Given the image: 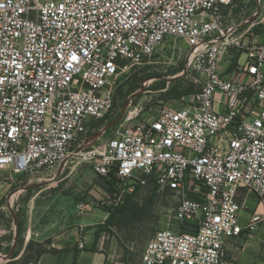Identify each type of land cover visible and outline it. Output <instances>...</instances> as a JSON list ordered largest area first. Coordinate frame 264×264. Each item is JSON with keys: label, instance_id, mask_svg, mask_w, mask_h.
I'll use <instances>...</instances> for the list:
<instances>
[{"label": "built area", "instance_id": "2783aa9c", "mask_svg": "<svg viewBox=\"0 0 264 264\" xmlns=\"http://www.w3.org/2000/svg\"><path fill=\"white\" fill-rule=\"evenodd\" d=\"M236 2L0 0V190L5 171L37 176L77 155L91 123L114 110L118 76L183 42L200 89L187 106L135 113L93 153L95 172L118 180L100 206L152 182L179 199L175 220L196 228L157 232L143 264H225L227 241L258 221L241 224L238 191L264 199V42L243 44L226 25ZM232 48L245 49L244 62L229 71ZM14 226L0 219V237Z\"/></svg>", "mask_w": 264, "mask_h": 264}, {"label": "rangeland", "instance_id": "374dc122", "mask_svg": "<svg viewBox=\"0 0 264 264\" xmlns=\"http://www.w3.org/2000/svg\"><path fill=\"white\" fill-rule=\"evenodd\" d=\"M223 16L229 29L238 30L236 35L242 37L239 40L243 44L264 42V0H237L234 8L225 10ZM244 51L245 49H231L227 64H233V68L230 67L229 71L236 68L240 60L244 62ZM189 54L190 48L186 44L171 41L162 46L150 62L134 66L130 72L121 73L112 86L115 108L110 113V119L98 127H94L95 121L91 123L89 140L80 146L77 144V155L69 161L47 170L42 177L4 172L7 184L0 190V219L10 229L15 218L18 232L16 242H13V230L11 235L0 237V253L3 255L9 254L12 244H15L13 253L5 261L26 258V253L21 254L22 245L18 243L20 222L25 231L28 215L37 214L41 217L39 225L44 227L50 215L58 211L59 201L54 199L53 188L60 179V176H55L59 167L68 164V167L84 169L81 178L74 177L60 185L67 186L64 189L65 194L76 198L78 204H85L84 199L95 184L108 187L106 180L94 172L93 153L102 152L106 142L123 125L128 124L132 114L139 112L137 119L148 120L165 106L180 108L191 103L192 95L200 89L203 79L196 69L197 59ZM91 168L94 176H91V172L88 173ZM105 197L106 195L96 200V203L100 205ZM178 205V198L170 192L160 191L152 182L139 188L130 210L120 214L111 227L114 247L113 242H106L104 252L107 260H129L132 264H139L146 246L157 232L164 229L194 231L196 226L185 228V223L175 220ZM32 243L36 250L42 246ZM15 255L17 257L13 259ZM28 255L34 256V253L30 251Z\"/></svg>", "mask_w": 264, "mask_h": 264}, {"label": "crops", "instance_id": "0c3cea01", "mask_svg": "<svg viewBox=\"0 0 264 264\" xmlns=\"http://www.w3.org/2000/svg\"><path fill=\"white\" fill-rule=\"evenodd\" d=\"M242 63L240 60L238 64ZM238 76L236 74V78ZM78 169L68 167V164L56 169L55 176L56 178L60 176V179L58 183L54 184L53 189L55 190L54 199L59 201L58 211L50 215L44 227L39 225L41 217L37 214L28 215L27 226L23 233L21 254L26 253L30 242H34L45 247L47 251L39 260H30L29 264H132L129 260H107L104 247L107 241L113 242L114 247V237H111V234L106 231L100 234L98 240L96 237L98 228L105 225L109 218L108 212L98 205L96 200L108 195V187L105 188L104 184H95L90 188L84 199L86 211L83 215L78 213L76 198L65 194L64 189H67V186L64 187L60 184L70 181L74 177L81 178L84 169L82 167ZM92 171H94L93 168L88 169V173L91 172V176H94L95 171L93 173ZM45 172L37 176L42 177ZM47 189L48 187L45 190ZM238 201L242 205L241 224L251 222L255 217H258V221L255 222L252 231L245 230L241 236L227 241L225 264H264V199L258 198L246 189H240ZM13 219L16 224L15 218ZM13 232V242H16L17 225L14 226ZM81 244L84 245L83 249L80 247ZM14 245L13 243L9 254L13 253ZM93 248L96 250L93 251ZM25 261L1 260L0 264H23ZM139 264H143L142 260Z\"/></svg>", "mask_w": 264, "mask_h": 264}, {"label": "trees", "instance_id": "16d2710c", "mask_svg": "<svg viewBox=\"0 0 264 264\" xmlns=\"http://www.w3.org/2000/svg\"><path fill=\"white\" fill-rule=\"evenodd\" d=\"M233 68V64L231 66V69ZM182 95V94H181ZM180 95V96H181ZM179 96V97H180ZM110 119V115L106 116L104 119L102 120H99V121H95L96 123H94V127H98L100 126L102 123H104L105 121L109 120ZM93 127V128H94ZM107 184H108V190H109V193H111V195H113L117 189V184H118V180H117V177L115 175L114 172H112L108 177H103ZM140 187L137 188V190L139 189ZM137 190L133 193H130V194H126L125 195V198H124V201L120 204L119 207L117 208H114V209H111V208H107L106 211L110 213L109 215V218L106 222L105 225L103 226H100L97 230V233H96V237H97V240L99 239L100 237V234L102 232H109V233H112V229L111 227L113 226V224L115 223V219L122 213H126L128 212V210H130V205L134 199V195L135 193L137 192ZM186 226L185 228L187 227H190L191 226H196L195 224H191V223H185ZM189 230H184V232H187ZM23 233H24V230H23V225H22V222L19 223V240H18V243L19 245H22L23 244ZM193 233V231L191 232ZM96 249L93 248V251H95ZM32 251L34 253V256H30L28 255V252ZM46 249L42 246H39L38 249L36 250L34 244L32 242H30L27 246V251H26V258L24 260H26L23 264H29L31 261L30 260H39L40 257L46 253ZM17 257V255L14 256L13 259H15Z\"/></svg>", "mask_w": 264, "mask_h": 264}, {"label": "water", "instance_id": "95a60500", "mask_svg": "<svg viewBox=\"0 0 264 264\" xmlns=\"http://www.w3.org/2000/svg\"><path fill=\"white\" fill-rule=\"evenodd\" d=\"M97 137H98V136H96V138H97ZM96 138H95V139H96ZM17 237H18V232H17Z\"/></svg>", "mask_w": 264, "mask_h": 264}, {"label": "bare ground", "instance_id": "6f19581e", "mask_svg": "<svg viewBox=\"0 0 264 264\" xmlns=\"http://www.w3.org/2000/svg\"><path fill=\"white\" fill-rule=\"evenodd\" d=\"M132 115H134V114H132ZM132 115H131V116H132Z\"/></svg>", "mask_w": 264, "mask_h": 264}]
</instances>
